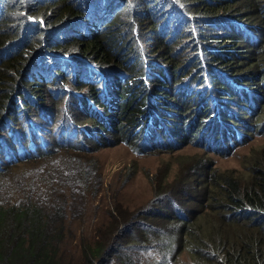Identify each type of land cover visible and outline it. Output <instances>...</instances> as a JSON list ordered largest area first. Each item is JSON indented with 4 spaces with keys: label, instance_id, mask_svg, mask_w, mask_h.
<instances>
[{
    "label": "trees",
    "instance_id": "16d2710c",
    "mask_svg": "<svg viewBox=\"0 0 264 264\" xmlns=\"http://www.w3.org/2000/svg\"><path fill=\"white\" fill-rule=\"evenodd\" d=\"M220 18H226L221 28L216 22ZM148 66L149 73L154 72L150 80L154 88L138 79L145 76ZM205 67L211 89L205 82ZM216 69L230 77L229 84ZM192 74L196 75L194 84L200 85L194 91L184 85V76ZM113 78L112 95L107 98L100 81ZM173 80H177L176 85H172ZM263 84L264 0H0V154L9 150L0 158V189L13 187L10 195L0 199V264H62L68 239L65 211L72 208L69 212L76 218L78 200L67 203L60 194L69 193L59 187L63 182L70 184L76 172V181L84 186L90 183L89 174L79 167L81 158L75 154L84 150L82 143L88 144L84 131L91 134L96 148V135L103 133L118 141L126 136L147 141L149 149L164 145L154 135L138 132L142 115L149 114V104L155 107L148 99L151 92L163 101V108L155 107L164 116L161 126L169 122L165 117L168 111L183 116L173 131L177 144H169L177 149L179 144L188 143V136L201 139L207 126L204 120L215 106L212 93L220 98L230 94L236 100L240 96L249 100L248 90L260 92ZM68 86L82 92V99L73 93L74 115L90 126L83 130L76 122L58 132L59 154L36 148L33 141L39 138V129L42 134L50 132L47 129L55 121ZM261 93L264 96V91ZM117 95L119 100L114 104L110 99ZM87 97L97 101L103 116ZM261 104L264 106V101ZM263 130L264 122L255 128L259 136ZM9 140L22 145L20 154L6 142ZM262 156L264 152L252 162L255 172L246 184L217 173L211 177L205 158L190 166L188 178L195 184L186 186L188 197L184 198L195 199L189 208L200 200L192 189L203 174L204 182L217 187L214 198L219 199L220 194L222 199L220 212L224 217L212 228L243 222L238 226L245 230L242 235L233 239L221 235L215 241L212 231L209 236L207 228L176 214L184 210L176 195L161 193L156 200L160 207L143 214L147 220L124 217L120 228L110 226L109 236L95 235L94 242L83 247L93 246L84 252L83 263L109 264L108 258L117 264L165 263L174 247L177 256L191 229L192 264H264ZM25 167L35 170L31 178L19 176L18 170ZM11 194L18 195L17 199ZM149 219L163 223L151 225ZM165 225L171 229L160 234L163 246L148 245V232ZM111 247L115 248L109 250ZM132 247L136 263L129 253ZM158 251L161 259L156 261Z\"/></svg>",
    "mask_w": 264,
    "mask_h": 264
},
{
    "label": "rangeland",
    "instance_id": "374dc122",
    "mask_svg": "<svg viewBox=\"0 0 264 264\" xmlns=\"http://www.w3.org/2000/svg\"><path fill=\"white\" fill-rule=\"evenodd\" d=\"M196 75L184 76L186 83L194 84ZM190 79L193 81H190ZM148 80L147 86L154 88V85ZM101 87L104 88V92L108 97H111L108 90V85L105 81H100ZM177 80L172 81V85H176ZM136 90V89H135ZM66 95L63 97L58 110H56L55 121L52 126L48 127L45 134H42L39 129L40 136L37 140L33 141L36 148H43L46 145V149H53L58 147L56 137L68 128L71 124L79 122L74 115L73 107V93L76 97L82 99V92H75L72 87H65L63 90ZM115 94H117L115 92ZM159 96H155V93H149L148 99L153 104L159 107L163 106V101L156 100ZM171 98V95H169ZM119 100L118 95L115 99H110L112 103H117ZM169 100V98H168ZM175 101L176 98H174ZM93 109H100L95 99H90ZM264 98H262V102ZM103 100H101V103ZM148 106V105H147ZM168 108H172L169 106ZM169 110V109H168ZM241 119L245 122L252 123L253 127L258 126L260 122L264 120V106H260L256 112L253 122L250 120L251 116L247 114L245 110L241 111ZM168 114V113H167ZM172 124L176 127V122L179 121L178 116H169ZM178 117V118H177ZM194 120V117L192 118ZM80 127H86L89 125L86 122H79ZM44 125V124H41ZM90 126V125H89ZM171 126V125H170ZM52 130V131H51ZM91 131V130H88ZM250 135L254 134V137L244 145L236 147L226 157H221L219 154L212 153L206 150L203 146V142L197 139L195 142H188L185 146L175 150L172 148L167 149L166 146L161 145L153 149H145L144 145H139V142L135 140L122 139L118 141V138H114L109 135L107 138L103 134L96 135L98 139L97 148L92 145L93 142L90 139L91 134H86L85 139L88 144L82 143L84 150L75 152L81 158V164L79 167L89 174L90 183L86 186L82 185L80 181H76L79 174L74 173L70 178L69 183L63 182L60 184L59 189L66 191L69 194H60L62 199H68L74 202L78 200L76 218H73L71 212L72 208H67L65 211L68 220L66 223L65 231L67 230V240L65 246V254L62 264H84V252L88 251L90 247L83 249L84 245L88 242H94L95 235L101 237L107 233L109 236L110 232H107L111 228L121 227V223L124 221V217L130 220H147V217L143 216L145 211H151L153 207L159 208L160 205L156 204V200L159 199L161 193H167L176 195L181 201V205L184 210L177 211L178 216H187L188 222L191 220L195 225L207 228L206 234L211 236L209 231H212L213 238L217 241L220 236H226L227 239H233L243 234L244 229L238 228L240 224L236 225L232 223H224L221 229L212 228V226L219 224L224 215L220 212V203L222 201L221 195L219 199L214 198L217 187L214 183L209 184L204 182V175L200 174L197 178L196 189H192L195 195L200 199L190 209L189 206L192 198L188 197L186 192V186L189 184H195V181L188 178L189 170L191 165H195L201 159H206L208 167L211 169V177L213 173L217 175H224L230 178H237L243 184L249 182L251 175L255 172L256 166L251 165L259 154L264 152V130L262 136H259L257 132L252 128ZM189 139V136H188ZM187 139V141H188ZM12 149L17 150L20 154L21 144H14L13 140L6 141ZM176 143V142H174ZM159 149V150H158ZM7 150V149H6ZM9 150L6 152L1 151L0 158L7 155ZM57 154L60 150H54ZM264 157V156H262ZM198 161V162H197ZM213 169V170H212ZM19 176H25L31 178V175L35 172L31 168L25 167L18 170ZM2 186V180L0 179V187ZM71 186V187H70ZM13 187L9 188V185L5 189H0V199H3L9 193L12 192ZM207 190L204 195L202 192ZM95 191V192H93ZM93 192V193H92ZM72 195V197H70ZM12 195V194H11ZM13 198L17 199L18 195H12ZM217 201V204L213 205V201ZM220 200V201H218ZM66 203V204H67ZM186 211V212H185ZM241 214H238L240 217ZM219 219V220H218ZM197 220V221H196ZM151 225H158L163 223L155 222L153 219L148 220ZM172 223V221H166ZM136 223H133L131 227H134ZM159 226V225H158ZM132 231L136 228H128ZM171 226L165 225L159 227L152 232L147 234V244L154 245L158 249L163 246L160 234L162 230L170 231ZM116 235V233H115ZM194 234L191 229L188 230L186 238L183 240L182 248L174 255V250L170 251V254L166 256V262L161 264H192L195 260L190 252V248L193 246ZM131 246V245H130ZM115 247H111L112 250ZM161 250V249H160ZM136 251L131 248L129 250L130 255L132 254V262L136 263L138 257L134 256ZM160 251L156 252V261L160 260ZM108 255V252H107ZM109 264L113 263L110 258ZM136 259V260H135ZM100 261L96 262L98 264Z\"/></svg>",
    "mask_w": 264,
    "mask_h": 264
},
{
    "label": "clouds",
    "instance_id": "9594fccd",
    "mask_svg": "<svg viewBox=\"0 0 264 264\" xmlns=\"http://www.w3.org/2000/svg\"><path fill=\"white\" fill-rule=\"evenodd\" d=\"M225 19L226 18H220L216 20L220 28L223 27ZM198 51L199 53L203 51L201 53L202 56L204 55L207 56L204 50L198 49ZM189 58L190 56L187 57V59ZM150 60L153 63H155L157 67H159L158 60L154 59V57L150 58ZM149 68L150 67L148 66L146 69L145 76H140L138 78V79H142L143 81L145 80L146 85L148 84V80L151 79L152 76L154 75V72L149 73L150 72ZM207 70L205 67L204 78H205V82L208 88L211 89V84H210L211 78L209 77V70L208 71ZM216 71L221 77H223L226 80V82H228V84L230 83L229 76L225 75L220 69H216ZM113 80L114 78L111 80L104 79L105 83H107L109 87L110 95H112L110 90L113 89L111 87ZM184 85L187 88L190 87V91H194L195 88L200 87L199 83L197 82L195 84L185 83ZM259 89H260V92H258L256 88L248 90L249 91L248 97L250 98L249 100H244V96H240V99L236 100L234 98L229 97L231 96L230 94L227 95L228 97L220 98L218 97V95L212 93V96L214 97L215 106L212 109L211 115L206 117L204 120V123L207 124V126L205 127V131L201 135V139H199L200 141L203 142V146L206 150L212 153H216V154L225 153L227 155L232 150H234L236 147L240 145H244L245 143L249 142L254 137V134L250 135V133H254L253 131H250V130L254 128V131H255V128L257 126L253 127L252 123L245 122L244 120H242L241 111L245 110L247 114L251 116L250 120L253 122V118L255 117V114L261 106L262 98H264V96L261 93V91H264V84ZM255 97L258 98V100L254 99ZM86 100L89 103H91L89 97H87ZM224 102H227L228 105H225ZM95 111L97 112V114L103 116V112L101 110L95 109ZM148 112L149 114H147V116L146 114L142 115L141 120L143 121V123H142L141 128H138V132L142 131L144 135H154L156 138L159 139V141L162 144L167 146L166 147L167 149L177 144L174 138V134H173L175 126L174 124H172L171 119H169L168 117V114L169 116L171 115L177 116V114L173 111L166 112L168 114L165 117L169 120V122L161 126L162 119L164 116L160 115V111L158 110V108H155L152 104H149ZM223 112L225 113V115ZM181 117L183 118V116ZM263 122L264 120L258 124V127L262 126ZM177 123L178 122H176V124ZM82 129L85 130L86 128L83 127ZM103 135L106 136L105 133H103ZM190 141L195 142L197 141V138L194 139V137L193 138L190 137V139L187 142H190ZM138 142H139V145H144L145 149H149L146 145L147 141L145 142L141 140ZM169 144H171L172 146H169ZM46 145H43L44 149ZM185 145L186 143L179 144V147L177 149ZM47 150L49 152H54V150H56V147L53 149H47Z\"/></svg>",
    "mask_w": 264,
    "mask_h": 264
}]
</instances>
